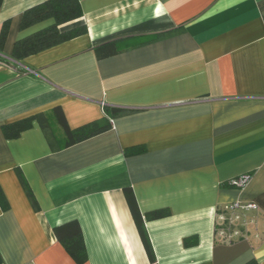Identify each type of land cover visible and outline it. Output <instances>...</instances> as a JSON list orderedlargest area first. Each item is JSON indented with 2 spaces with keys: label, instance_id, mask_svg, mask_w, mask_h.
Segmentation results:
<instances>
[{
  "label": "crops",
  "instance_id": "1",
  "mask_svg": "<svg viewBox=\"0 0 264 264\" xmlns=\"http://www.w3.org/2000/svg\"><path fill=\"white\" fill-rule=\"evenodd\" d=\"M45 1L2 0L0 8V33L8 23L1 264H76L53 233L70 221L82 233L84 264H264V225L259 239L241 229L235 240L217 239L218 218L233 203L256 205L247 212L264 222V0H80L81 18L59 30L84 25L85 34L13 61L16 41L53 24L19 28L23 12ZM57 108L70 130L104 118L111 128L65 147ZM104 108L124 114L109 118ZM36 115L47 132L41 119L4 137L3 126ZM244 175L242 188L231 185ZM157 210L169 215L145 219ZM189 238L196 244L184 246Z\"/></svg>",
  "mask_w": 264,
  "mask_h": 264
},
{
  "label": "trees",
  "instance_id": "2",
  "mask_svg": "<svg viewBox=\"0 0 264 264\" xmlns=\"http://www.w3.org/2000/svg\"><path fill=\"white\" fill-rule=\"evenodd\" d=\"M2 5V0H0V8ZM82 16L80 0H47L39 5L33 6L23 12L20 20L19 28L20 30H25L36 24L45 22L47 20H53V24L48 26L28 37L16 41L13 45L11 51V59L15 62H19L24 58L31 55L37 54L48 48L57 46L61 43L67 42L74 38H77L86 32L84 25L74 27L65 31H60L59 27L70 23L72 21L78 20ZM8 30V23H5L2 27L0 33V51L6 38V33ZM54 115L58 116V125L62 128L65 137V147H69L99 134L108 131L111 128V123L109 119H102L99 121H93L86 125H83L77 129L70 130L64 119L60 109L53 110ZM104 113L109 118H116L124 114L123 110L115 108H104ZM44 119V123L41 125L42 130L48 131L49 126L46 124L44 115H36L23 119L6 126L2 127V133L6 139H15L22 132L30 129L34 121H41ZM47 135V133H46ZM50 138H53L52 134H48ZM139 149L131 150L129 153L138 152ZM24 186V185H23ZM26 195L32 204V207L37 210V205L31 192L25 188ZM124 197L126 199L128 208L135 222L137 231L139 233L141 242L143 244L144 250L148 256V259L153 262L154 254L150 241L148 239L147 233L143 225V219L138 209L134 194L131 189L123 190ZM0 207L2 210L8 209V204L5 197L0 189ZM220 213V212H219ZM169 215L166 210H157L145 215V219L149 221L162 219ZM54 236L58 242L62 245L67 254L72 258L76 264H84L87 260L86 250L84 246V241L82 233L77 221H70L61 226L55 227L53 229ZM184 246H192L196 244L195 241L185 239L183 242ZM2 263V258L0 256V264ZM247 264H256L254 261H250Z\"/></svg>",
  "mask_w": 264,
  "mask_h": 264
},
{
  "label": "rangeland",
  "instance_id": "3",
  "mask_svg": "<svg viewBox=\"0 0 264 264\" xmlns=\"http://www.w3.org/2000/svg\"><path fill=\"white\" fill-rule=\"evenodd\" d=\"M264 222L255 218L248 212H239L237 215L230 211L224 210V213L218 218V241L228 242L230 239H236L237 234H233L234 231L240 230L244 235L248 237H256V239L261 238L263 231ZM223 230V231H222ZM237 235V236H229Z\"/></svg>",
  "mask_w": 264,
  "mask_h": 264
},
{
  "label": "built area",
  "instance_id": "4",
  "mask_svg": "<svg viewBox=\"0 0 264 264\" xmlns=\"http://www.w3.org/2000/svg\"><path fill=\"white\" fill-rule=\"evenodd\" d=\"M0 63H3L2 62V58L0 56ZM249 180V176L248 175H244V176H241L237 179H234L231 181V185L233 186H236L238 188H242L246 183L247 181ZM256 205L252 204V203H249V204H241V203H233L227 207H225L224 210L226 211H230V212H247V211H252V210H256Z\"/></svg>",
  "mask_w": 264,
  "mask_h": 264
}]
</instances>
